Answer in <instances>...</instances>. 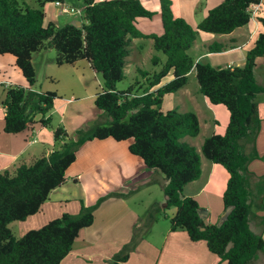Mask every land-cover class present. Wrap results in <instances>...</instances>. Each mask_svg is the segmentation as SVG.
Here are the masks:
<instances>
[{
  "label": "trees",
  "instance_id": "16d2710c",
  "mask_svg": "<svg viewBox=\"0 0 264 264\" xmlns=\"http://www.w3.org/2000/svg\"><path fill=\"white\" fill-rule=\"evenodd\" d=\"M38 8H30L25 0H0V55H11L27 87L8 85L1 106L4 109L3 131L19 134L35 124L50 127L55 92L38 93L32 56L53 49L57 66L88 63L100 74L102 85L94 104L101 112L98 120L69 137L63 126L53 130L57 145L49 154L31 164L18 166L11 174L0 172V264H60L71 252L79 233L94 222V212L109 198H126L127 194L109 193L91 206H81L78 214H62L37 230L20 238L9 228L13 222L25 221L41 211L50 193L64 184L65 173L86 142L113 139L131 140L129 152L140 158L148 170L160 172L161 189L166 208L175 209L169 219L170 232L183 231L191 242L203 241L218 264H262L264 255V175L248 169L258 159L255 149L260 130L257 96L264 95V86L254 76L256 59L264 57V13L257 14L261 27L254 46L246 52L243 66L212 67L194 63L189 50L198 32L227 35L250 22L249 8L260 0H224L210 9L193 29L183 19L175 18L170 0H158L163 33L143 35L136 27L138 19H151L138 0H83L85 24H67L57 28L44 25L46 4L63 0H35ZM151 39L155 54L151 63L159 70L140 72L137 80L125 91L116 84L124 80L125 62L132 39ZM227 46L213 43L211 53ZM161 53L165 60L156 55ZM194 69L199 93L212 105H222L229 121L222 135L204 139L201 153L209 162L223 167L228 180L222 196L226 215L218 224L207 222L206 211L193 197H185L183 189L201 174L200 154L183 139L195 138L200 132L194 112L162 110L164 97L183 88ZM171 74L172 79L162 85ZM128 117V118H127ZM127 118V120H126ZM160 208L154 207L140 228L109 264L125 263L131 252L156 221Z\"/></svg>",
  "mask_w": 264,
  "mask_h": 264
},
{
  "label": "crops",
  "instance_id": "0c3cea01",
  "mask_svg": "<svg viewBox=\"0 0 264 264\" xmlns=\"http://www.w3.org/2000/svg\"><path fill=\"white\" fill-rule=\"evenodd\" d=\"M68 1L63 0L61 4L68 6ZM79 1L77 0V2ZM99 1L103 0H95V2ZM138 1L154 15L151 19H138L136 21L137 29L146 36L161 35L163 29L159 1ZM223 1L170 0L173 16L183 19L193 29L206 17L210 9ZM260 4L261 12L264 13V0H260ZM47 6H50L51 10L47 9ZM44 11L46 15L44 25H47L46 19L49 13L54 16L61 14L55 3L46 4ZM75 21L77 20L75 19ZM79 23L77 22V24ZM259 31H261V27L256 18L255 20L250 19L246 26L237 28L227 35L198 32L188 53L195 64L203 63L219 68L241 67L244 64L246 52L254 46L257 39L256 34ZM199 37L202 38L201 41H198ZM142 42L147 44L146 51ZM213 43L226 45L227 48L219 53H211L208 51V47ZM132 47H135L134 57H132ZM143 51L146 52L145 57L142 56ZM46 52L35 53L32 56L35 75L34 60L44 63L45 66L52 62L55 63L54 56ZM154 54L151 39H132L130 54L125 62V77L132 70L134 72L147 71L142 66L147 61H151ZM7 56L11 55H0V85L4 89L8 85L26 88L27 83L16 68L14 58ZM161 61L163 60L161 59ZM3 62L8 63L11 73H8V70L2 66ZM60 67L67 68L63 69L64 71L61 73L66 90L61 94L55 92L58 98L55 100L54 109L50 113V125L54 115L58 114V116L56 126L51 125L50 129L35 124L19 134H6L3 131L5 113L1 106L4 98L3 91L0 98V172L7 171L12 174L18 166L31 164L37 158L55 150L57 145L53 140V130L57 126H63L69 137L76 139L77 131L87 128L100 115V111L94 104L95 96L101 89L96 72L84 61ZM154 70L151 69L150 72L152 73ZM193 72L194 69L191 70L188 78ZM4 74L8 76V80H3ZM254 76L256 82L264 86V57L256 59ZM90 77L94 79L93 82L89 80ZM171 79L170 74L162 81V85ZM174 94L179 96V106L172 104L173 107L182 113L194 112L200 125V132L197 137L183 139V142L195 147L200 154L201 163L200 177L184 187L183 195L193 197L199 206L206 211L209 224H218L226 215L222 196L226 189L228 174L223 167L204 158L201 153V146L205 138L213 134L222 135L225 133L229 113L222 105H212L199 93L198 87L190 91L186 84ZM167 96L164 97V100ZM256 100L261 120L255 144L259 158L252 160L248 169L257 176H263L264 95H258ZM203 128L208 131L205 135H201ZM200 136L202 137L199 139ZM195 139H198L197 144L193 143ZM131 143V140L116 142L110 138L84 143L76 153L74 163L65 173L64 184L50 193L48 201L42 205L38 214L21 222L20 226L25 227L21 229V235L41 228L62 214H78L81 206L80 201L85 206H91L98 198L109 193H129L126 198H109L98 206L94 212L93 224L79 233L71 252L60 263L109 264L113 256L130 242L135 228H140L148 215L147 213L143 216L132 209L129 204L130 198L141 191L152 193L153 191L150 190H153L155 185H159L161 189L164 182V176L160 172L148 170L140 158L130 154L128 148ZM163 202L165 203V197ZM154 207H160L158 200L153 202L149 212ZM174 213L175 209L170 210L169 217ZM258 215H264V211L258 212ZM155 224L156 222L150 228L152 229ZM160 230H162L160 236L154 235L150 238L144 235L134 251L130 253L128 260L123 264H218L219 258L209 252L205 242H191L183 231L170 232L169 225ZM262 238L264 241V232ZM261 259L262 264H264V255Z\"/></svg>",
  "mask_w": 264,
  "mask_h": 264
},
{
  "label": "rangeland",
  "instance_id": "374dc122",
  "mask_svg": "<svg viewBox=\"0 0 264 264\" xmlns=\"http://www.w3.org/2000/svg\"><path fill=\"white\" fill-rule=\"evenodd\" d=\"M25 3L30 8L36 9L39 7L35 0H25ZM67 4H68L70 11H71L70 14H68V15L60 14L59 16H54V15H51L49 13L48 17L46 19V23L48 24V22H51L57 28H61L67 24L76 26L77 22H80L81 24H85L84 14H83V5H84L83 0H80L79 2H77V0H69L67 2ZM47 9L51 10V7L47 6ZM78 11H80V13ZM75 19L77 21H75ZM201 40H202V38L199 37L198 41H201ZM142 44L145 45V51H146V48H147L146 42H142ZM134 49H135V47L131 48V50L133 51L132 57H134ZM48 51H51V52H48ZM145 51H143V53H142L143 57H145V54H146ZM46 53H51V55H53L54 58L56 57V52L53 49L47 50ZM156 55L158 57H160L163 61L165 60V57L161 53H157ZM7 57H11V56H7ZM6 59H8V58H6ZM150 62L151 61H147L142 66L144 69L147 70L145 72L151 73L150 72L151 69H155V70L158 69L159 70L158 67L152 66V63H150ZM2 66L5 67L6 70H8V73H11V68H9L10 66L8 65V63L3 62ZM34 66H35V70H36V75H35L36 83L33 86L34 90H36L38 93H45V92H56L57 93V92H60V94H61V92H64L66 90L65 84H64V79H63L61 73H62V71H64L63 69H67V68H61L60 66H57L54 62L45 66L44 63H41L37 60H34ZM63 67H64V65H63ZM66 67H68V66H66ZM1 74H2V72H1ZM96 77H97V80L99 81V83L102 85V79H101L100 74L96 73ZM3 78H4L3 80H8V76L5 74L3 75ZM89 80L91 82L94 81V79L91 77L89 78ZM137 80H139V81L143 80L141 78V73H140V71L134 72L132 70V71L128 72V75L124 80H122L121 82H118L116 84V89L118 91H125L129 87L133 86V90H136L137 86L134 84ZM197 87H198V84H197V81L195 78V73L193 72L188 78L187 89L190 91H193L194 89H197ZM3 91H4V87L0 85V98L2 96ZM178 99H179V96H177L176 94H172V95L167 96L165 98L163 104L161 105V108L164 110H170V108L175 109L173 107V105L179 106ZM170 105H172V106L170 107ZM0 109H1V106H0ZM100 114H101V112H100ZM57 116H58V114H55L54 115L55 118L53 117V120L51 123V125L53 127L56 126ZM98 118H99V115L96 117V120H98ZM127 118H126V120H127ZM94 122H92V123H94ZM207 132L208 131L203 128L201 135H205ZM201 137L202 136H200L199 139ZM193 143L197 144L198 139L193 140ZM150 191H153V192L151 193V192H147V191H141L138 194L134 195L132 198H130L129 204L132 207V209H134L135 211H137L138 213H140L141 215L144 216L145 214L149 213L150 206L153 204V202H155L156 200L159 201L160 212L155 215L156 216V221H155L156 224L153 226V228H152L153 230H152L150 227L153 223H155V222H153L150 225V227L148 228L147 232L144 234V235L151 238L154 235L160 236V233L162 232V230H160V229H162V228H164L170 224L169 223L170 210H172L173 208H170V209L166 208L165 203L163 202L164 193L160 189L159 185H155L153 190H150ZM128 194L129 193H127V195ZM20 224H21V222H13L9 225L10 230L12 231L14 236H16L17 238L22 236L21 235V229L24 227V226L21 227Z\"/></svg>",
  "mask_w": 264,
  "mask_h": 264
},
{
  "label": "built area",
  "instance_id": "2783aa9c",
  "mask_svg": "<svg viewBox=\"0 0 264 264\" xmlns=\"http://www.w3.org/2000/svg\"><path fill=\"white\" fill-rule=\"evenodd\" d=\"M55 5L58 7L61 14L68 15L71 13L70 8L68 6H65L59 2H56ZM260 12H261L260 2L257 4L251 5L249 8L250 19L255 20L257 18V14Z\"/></svg>",
  "mask_w": 264,
  "mask_h": 264
}]
</instances>
